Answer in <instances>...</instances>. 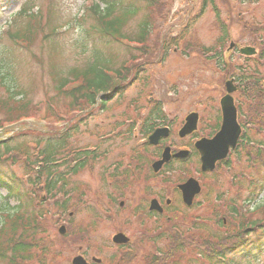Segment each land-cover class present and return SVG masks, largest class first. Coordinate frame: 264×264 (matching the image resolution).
<instances>
[{
	"label": "rangeland",
	"instance_id": "1",
	"mask_svg": "<svg viewBox=\"0 0 264 264\" xmlns=\"http://www.w3.org/2000/svg\"><path fill=\"white\" fill-rule=\"evenodd\" d=\"M87 1L18 0L17 5L0 10V58L11 54L15 81L31 101L24 112H20L17 106L15 113L0 108V140L19 142L21 136H27L30 143L38 135L27 134L32 131L37 133L44 128L59 137L66 134L73 124L78 128L73 145L79 148L88 145L101 154L100 158L88 162L84 169H79L68 178L67 188L71 191L65 208L62 205L65 196L56 202L48 199L44 192L38 195V200L46 198L42 208L48 214L45 227L48 229L47 240L51 242V253L45 262L51 264L53 260L52 264H71L70 260L78 254V247L89 253L88 257L110 258L113 249H98L111 246L110 234L114 227L111 217L105 220L108 206L115 205L113 214L118 211L146 212L148 202L154 198L162 203L170 201V209L165 212V217L171 218V221L167 222L165 217L166 222L157 221V231L142 227L137 230L138 225L130 222L126 230L135 233L134 239L144 240L140 255L153 254L155 246L150 247L146 240L155 234L158 233L157 240H161L157 249L164 250L167 242L173 241V228L180 232L187 229V234L182 237L186 238L189 249L185 252L187 258L182 255L186 258L182 264H210L197 257L202 245L195 246L189 239L202 242L211 241L216 235H236L245 222L264 219V191L254 205H248L245 201L249 181L256 178L257 168L250 165L242 152L230 156V169L221 168L203 179L199 175L196 158L184 166L173 162L169 173L163 172L157 177L149 168L158 161L165 147H170L173 152L185 150L189 156L196 141L210 138L218 129L221 117L218 102L225 95L224 84L236 79L239 70L248 63L239 54V49L246 46L254 48L257 52L254 60H261L260 56L264 54V0H214L212 4L208 0H156L149 8L138 4L141 6L138 17L132 19L124 30L128 34H135L138 21L145 13L151 14L152 33L146 41L148 55L139 57L142 70H134L136 82L121 97L107 104L104 111L98 107L91 110L70 108L69 100L61 94L57 96L54 90L62 78L70 75V71L79 70L91 62L96 51L106 55L114 67L129 55L138 56L134 44L128 47H103L100 50L77 41L84 25L79 23L78 18L83 15V8L89 5ZM203 3L208 6L200 13ZM23 4L26 11H40L41 16L32 18L25 13L12 17ZM25 26L36 32L33 43L26 50L14 46L13 42L9 43L5 34L8 29L13 33ZM47 26H59L62 33L57 35L56 30L55 35H50ZM44 29L46 31L42 32ZM45 35L49 42L45 41ZM175 37L179 44L176 49L171 46L161 61V48L165 40ZM230 43L234 44L231 50ZM262 70L264 72V66ZM132 78L131 74L126 82ZM239 97L238 93L233 95L236 105ZM149 100L162 103L167 123L170 122L167 126L171 130L169 139L161 141L155 148L148 146L147 140L138 131L128 132L132 123L136 126L141 121L149 108ZM191 112L199 116L196 139L179 140L176 134L186 115ZM238 122L242 123L240 118ZM105 135L109 139H105ZM103 137L105 141H101ZM255 138L264 141V134ZM27 152L30 161L20 155L1 164L9 177L14 175L20 182H27L33 177L32 170L28 172L27 169H36V163L31 165L30 162L37 157V151L30 144ZM66 158L64 163L69 161ZM117 166V174L112 173ZM192 177L199 180L202 193L192 208H186L180 202L175 187L177 182ZM231 200L241 212L237 217L229 211ZM120 201L124 205L122 208L118 205ZM215 210L219 211V216L214 218ZM121 216L122 213H119L118 221ZM92 217L103 218V221H99L95 232L90 233L87 224ZM60 226L66 229V238L58 235ZM165 237L167 241L163 240ZM52 255L57 256L51 258ZM263 259L264 256L260 255L257 260L228 257L227 261L228 264H263ZM134 264H138V261Z\"/></svg>",
	"mask_w": 264,
	"mask_h": 264
},
{
	"label": "trees",
	"instance_id": "2",
	"mask_svg": "<svg viewBox=\"0 0 264 264\" xmlns=\"http://www.w3.org/2000/svg\"><path fill=\"white\" fill-rule=\"evenodd\" d=\"M15 1L0 0V9L11 3L17 4V1ZM208 1L212 4L214 0ZM155 2L156 0H99V3H93L86 10L88 22L85 23L90 25L88 29H82L81 31V35L86 42L93 41L96 45L106 48L120 47L122 44L128 47V45L134 44L137 46L134 47V51L138 56L134 55L133 52V55L127 56L121 64L114 67L110 59L105 60L98 53H95L94 56L99 55L100 57H95L84 68L72 71L67 77L68 79L62 78L59 86L57 85L54 90L58 92V95L61 94L69 100L70 108L93 106L97 104L98 97L100 98V105L103 107L114 100V97L120 95L124 89L131 87L132 79L135 77L134 70H142V65L138 62L139 57L144 58L148 55L146 53V41L152 33L151 14L147 12L142 16L136 26L135 34H128L125 30L130 21L138 17L141 8L138 4H144L145 8H149ZM206 6L208 5L203 3L200 13L205 10ZM24 9L20 10L17 15H24ZM48 19H50L49 16ZM58 27L47 26V30L50 31L49 34L51 35L55 33ZM7 32L5 34L6 38L9 39V43L13 42L14 46L17 45V47L25 48V50L33 43L36 34L35 30H32L29 26L13 33L9 30ZM44 39L49 42L46 35ZM178 43L177 38L165 40L161 53L165 54L171 45L176 46ZM10 57L11 54L3 59L0 58V108L8 110V113H15L14 108L17 106L20 112H24L30 106L31 101L25 97L24 91L15 81ZM260 58L261 60L253 59L251 61L252 65L244 67L237 77V81L241 84L240 92H243L246 108L245 113L241 114V120H244L245 124L248 125V132H251V134L244 133L236 153L242 152L250 165L257 168L258 171L256 178L251 179L249 183L250 190L245 198L248 203L255 202L264 190V143L257 141L255 138L256 135L264 134V77L260 70L264 66V54ZM138 67L139 69H137ZM131 74L133 78L126 82ZM149 115L150 119L146 116L147 118L141 126L145 137L152 133L158 124L164 123L159 104L150 110ZM32 134V132H29L27 135ZM12 140L8 143H0V190L4 191V195L0 193V262L29 264L34 261L37 264H47L45 261L51 253V242L47 240L48 229L45 227L48 214L42 208L44 200H38L37 197L44 192L50 200L57 202L54 196H65V204L71 191L67 188L68 178L70 174L74 175L84 167L85 160L90 153H84L83 157L77 155L74 158L77 161L74 167H67L66 170L60 171L65 165L64 158L68 153L66 150L68 143L66 136L57 137L40 132L38 138L33 139L30 143L27 136H21L19 142L18 140ZM9 144L13 146L10 147ZM30 144L37 151V157L33 158L30 164L36 163L35 166H40V168L37 171L34 168H28V172L32 170L31 176L33 177L29 178L27 182H20L14 175L9 177L2 165L9 158L15 160L16 156L20 155L30 161V155L27 152ZM90 159L93 160V157L90 156ZM227 163V161L224 162V164ZM11 202L15 204L11 205ZM229 205V211L235 215L234 217H237L241 212L237 210V206L231 201ZM63 207L65 208V206ZM215 211L214 218L219 216V211ZM263 221L264 219L258 222H245L238 229L236 235H227L226 237L225 235H216V237H212L211 241L206 240L207 242L189 240L195 246L202 245V251L197 254V257H201L206 263L228 264V257L255 260L260 255L264 256ZM176 239L175 241L174 238L171 244L168 243L164 250L157 249L153 254L146 255L143 263L182 264L186 259L182 255L185 256L187 241L179 236ZM134 251L132 250L123 255L122 262L130 263L131 260H134V254L136 253ZM176 253L180 255H176ZM262 263L264 264V261Z\"/></svg>",
	"mask_w": 264,
	"mask_h": 264
},
{
	"label": "water",
	"instance_id": "3",
	"mask_svg": "<svg viewBox=\"0 0 264 264\" xmlns=\"http://www.w3.org/2000/svg\"><path fill=\"white\" fill-rule=\"evenodd\" d=\"M240 52L245 55L254 54L255 51L253 49H240ZM235 91V88L232 86V82L226 84V92L231 94V92ZM222 105V128L218 134H216L212 140H201V142L196 143L195 148L198 150L200 158H201V171L202 172H212L214 165L217 161L224 160L227 156V153L230 148L234 149L239 139L240 128L236 123V114L235 108L233 106L232 100L229 96L224 97L221 100ZM196 119L197 116L189 115L186 119V123L183 128L179 131V137H184L189 135L196 128ZM167 130H158L152 136L149 137L150 143L152 145H156L158 143L159 137H166ZM185 154H176L175 158H181ZM169 149H166L162 154L161 160L153 165L154 171H158L160 167L169 161ZM178 190L182 192L183 202L187 205L192 204V199L194 195L200 193L198 183L195 180H189L182 186L178 187ZM152 209L158 210L155 203L151 206ZM64 229L61 230L63 233ZM121 237V236H120ZM116 237L114 239L115 242L119 243V238ZM120 242H125V240H121ZM73 264H85V262L80 258H75Z\"/></svg>",
	"mask_w": 264,
	"mask_h": 264
},
{
	"label": "flooded vegetation",
	"instance_id": "4",
	"mask_svg": "<svg viewBox=\"0 0 264 264\" xmlns=\"http://www.w3.org/2000/svg\"><path fill=\"white\" fill-rule=\"evenodd\" d=\"M126 214H128V213H126ZM118 215H119V213H115V214L112 215L113 216L112 224H113V227H114V229L111 232L112 235L120 234V233L126 231L127 225L130 224V221L128 220L126 215H123V217H121L119 221H118ZM120 224H122V225H120Z\"/></svg>",
	"mask_w": 264,
	"mask_h": 264
}]
</instances>
